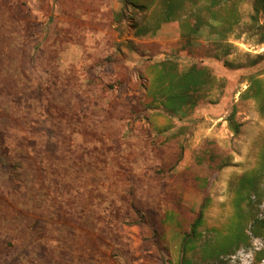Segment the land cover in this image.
<instances>
[{
	"label": "rangeland",
	"instance_id": "1",
	"mask_svg": "<svg viewBox=\"0 0 264 264\" xmlns=\"http://www.w3.org/2000/svg\"><path fill=\"white\" fill-rule=\"evenodd\" d=\"M56 1L0 0V264H264V12L178 0L82 42ZM152 65L206 69L195 102L149 95Z\"/></svg>",
	"mask_w": 264,
	"mask_h": 264
},
{
	"label": "trees",
	"instance_id": "2",
	"mask_svg": "<svg viewBox=\"0 0 264 264\" xmlns=\"http://www.w3.org/2000/svg\"><path fill=\"white\" fill-rule=\"evenodd\" d=\"M177 2L178 0H122L121 9L114 14L115 27L118 31H120L121 25L124 22H129L130 27L133 26L137 28L140 26L142 23L138 24L135 17L132 16L134 13L138 16L145 15L149 17L150 20H152V17H154L156 13L158 15L163 14L164 21H168V15L164 12V10L167 9L168 11H171L172 6ZM253 10L256 15L263 13L264 0H254ZM147 20L148 18L146 21ZM158 24L159 23H157V25ZM148 26L149 25L147 22V25L143 26L141 31L145 33L151 31ZM206 73V69L193 65L188 70L180 73L179 75H171L169 72L167 73L165 67L152 65L148 67L149 77H144V81L146 80L149 82V85L147 86V89L150 93L149 95L157 99L159 94V102L161 105H165V107L168 109L178 110L185 103L195 102L191 98L192 94L196 93L202 87V85H204V74ZM235 129H237V127ZM200 215H198L192 224L193 236L196 234L197 226L200 224V222L202 223V217ZM241 228L242 225L240 223L237 228V234L241 238H245L246 235L243 233V231H241ZM250 229L252 234L258 235L260 231L264 230V220L255 218ZM221 251L227 250H207V254L204 253V256L202 257H204V260H209L210 262H205L204 264H224L222 254L227 252L222 253Z\"/></svg>",
	"mask_w": 264,
	"mask_h": 264
},
{
	"label": "crops",
	"instance_id": "3",
	"mask_svg": "<svg viewBox=\"0 0 264 264\" xmlns=\"http://www.w3.org/2000/svg\"><path fill=\"white\" fill-rule=\"evenodd\" d=\"M88 6L84 8L78 5L79 0H57L51 17H55L53 24L61 26L67 33L77 34L83 41H88L92 37L99 42L105 40L107 26L115 28L114 14L118 12L122 7V0H86ZM30 3V2H29ZM26 14L33 22L39 17V12H37L35 5L28 4ZM59 18V20H58ZM53 20V18H51ZM93 27H96L98 31L93 32ZM46 29V28H45ZM96 29V30H97ZM52 33V32H50ZM116 40L120 41L119 35L115 32ZM72 48L75 49L71 53L64 52L65 56H81L83 57L85 53L83 52L82 44L73 43ZM144 47V46H143ZM77 48V49H76ZM93 50V49H92ZM115 51V50H113ZM93 56H100V50H93ZM111 53V52H109ZM108 54L103 52L102 55Z\"/></svg>",
	"mask_w": 264,
	"mask_h": 264
},
{
	"label": "built area",
	"instance_id": "4",
	"mask_svg": "<svg viewBox=\"0 0 264 264\" xmlns=\"http://www.w3.org/2000/svg\"><path fill=\"white\" fill-rule=\"evenodd\" d=\"M261 207L264 208V199L262 200Z\"/></svg>",
	"mask_w": 264,
	"mask_h": 264
}]
</instances>
